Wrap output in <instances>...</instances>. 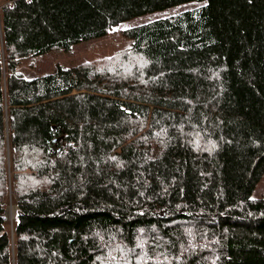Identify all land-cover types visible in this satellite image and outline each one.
<instances>
[{
  "label": "trees",
  "instance_id": "1",
  "mask_svg": "<svg viewBox=\"0 0 264 264\" xmlns=\"http://www.w3.org/2000/svg\"><path fill=\"white\" fill-rule=\"evenodd\" d=\"M196 3L127 30L113 74L23 71ZM263 177L264 0H0V264H264Z\"/></svg>",
  "mask_w": 264,
  "mask_h": 264
},
{
  "label": "rangeland",
  "instance_id": "2",
  "mask_svg": "<svg viewBox=\"0 0 264 264\" xmlns=\"http://www.w3.org/2000/svg\"><path fill=\"white\" fill-rule=\"evenodd\" d=\"M197 7H199V4L196 3V4L185 5L165 12L147 14L131 22L120 25L119 27L111 31L110 34L104 38L83 42L73 47L72 50L69 52L56 51L47 54L43 57L33 58L24 64L23 71L26 72V74H28L29 76H35V75L38 76V75L53 73L57 66H63L65 68H72L78 66H93L94 68L102 72L109 71L111 74H113V69L115 68V66L119 64V62H121V60H123L124 58L127 59L129 58L132 63H135V61L137 62V56L133 55L129 50L131 48L132 41L126 35L127 30L137 26L149 24L153 21L165 17L174 16L178 13L187 10L196 9ZM132 74L133 73L131 72L129 76ZM123 77L125 76L123 75ZM97 88L98 85L95 84L93 86H88L86 88L81 89L80 92H75L71 94L73 96V99H75L74 105L77 108V110L81 108L80 106L81 104H86L88 101L90 102L89 95H94V96L95 94L101 95L98 92ZM60 98L59 100H62L63 103L62 109L68 108L70 103H67L68 100L66 99V97L63 96ZM95 103L96 101L92 103L93 104L92 106H94ZM81 122L79 123L81 124V126L84 127L85 125ZM132 124L133 125L135 124L136 126L140 127V123L138 122H133ZM84 128H86V126ZM146 128L147 127H145L144 129L146 130ZM46 170L47 167L45 163L41 161L33 165L32 168L26 170L24 174H26L27 180L31 185L35 181H39L43 179L45 177ZM11 176L12 174L9 173L8 181H7L8 194L5 203L6 206L5 215L8 222L7 229L13 236L15 221L18 214V207L12 191ZM254 197L264 198V177L257 186V189L254 193Z\"/></svg>",
  "mask_w": 264,
  "mask_h": 264
},
{
  "label": "water",
  "instance_id": "3",
  "mask_svg": "<svg viewBox=\"0 0 264 264\" xmlns=\"http://www.w3.org/2000/svg\"><path fill=\"white\" fill-rule=\"evenodd\" d=\"M10 162V161H9Z\"/></svg>",
  "mask_w": 264,
  "mask_h": 264
}]
</instances>
